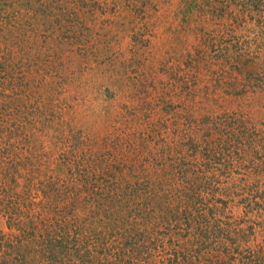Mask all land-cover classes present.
Returning <instances> with one entry per match:
<instances>
[{"label":"rangeland","instance_id":"rangeland-1","mask_svg":"<svg viewBox=\"0 0 264 264\" xmlns=\"http://www.w3.org/2000/svg\"><path fill=\"white\" fill-rule=\"evenodd\" d=\"M176 196L212 263L264 264V0H0V264L147 213L164 264Z\"/></svg>","mask_w":264,"mask_h":264},{"label":"trees","instance_id":"trees-1","mask_svg":"<svg viewBox=\"0 0 264 264\" xmlns=\"http://www.w3.org/2000/svg\"><path fill=\"white\" fill-rule=\"evenodd\" d=\"M178 199L179 196L169 198L170 201L166 206L164 199L160 198L155 204L156 214H162L161 223L164 227L174 228L178 225L182 226L185 222L184 229L189 233L195 228L190 223L192 220L189 210L193 208L189 206H192V204L188 201L179 202ZM180 205H184L183 210H178ZM139 219L141 220H137L132 226H128L126 222L122 223L123 231H120L121 224L114 223V218H110L107 221L105 232L96 231L93 234L96 229L79 227L77 233L81 232V236L77 233L76 236L69 234L68 239L67 232H65L67 249L64 251H60L53 246H45V248L38 250L39 244L35 240L31 241L30 244L33 248L30 246L25 247L26 252L23 257L8 254L5 256L4 264H24L23 260L26 263L30 262L29 264H145L146 262L152 264V261H149L151 259L148 257V254L151 253L150 250L144 252L140 246L143 244L145 232L142 222L148 221L150 223L153 218L147 213ZM210 221L205 220L202 222L206 223L203 226L201 222L195 221L194 225L199 226L191 233L192 241H194L192 243L196 244L195 247H191L192 244L190 243L189 246L180 251L182 252L181 257L168 258L163 261L164 264H215L209 260L205 249L209 246L210 241L214 242L220 238L223 230L220 229L222 227L220 222L212 218H210ZM59 244L62 245L63 240ZM12 248L8 245L7 251ZM41 260L43 261L41 262ZM216 264L226 263L219 262Z\"/></svg>","mask_w":264,"mask_h":264}]
</instances>
